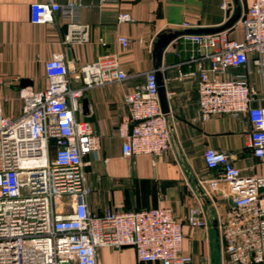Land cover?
I'll return each instance as SVG.
<instances>
[{
  "label": "built area",
  "instance_id": "built-area-1",
  "mask_svg": "<svg viewBox=\"0 0 264 264\" xmlns=\"http://www.w3.org/2000/svg\"><path fill=\"white\" fill-rule=\"evenodd\" d=\"M80 8L73 0L34 2L30 20L44 24L60 16L68 36L85 42L89 25L80 21ZM117 19L134 21L126 12ZM240 24V40L227 31L181 37L189 44L185 62L194 64L191 74L197 76L193 120L244 115L248 145L264 162V0H252ZM118 41L124 49L129 45L125 36ZM44 71L45 88L18 91V117L4 116L0 103V264H102L99 247H133L143 263L190 264L191 256L182 250L181 224L170 208L89 211L83 158L97 150L98 137L82 118L83 88L71 87L61 53L44 62ZM80 72L85 87L126 78L113 55L82 65ZM124 101L129 114L117 128L122 156L167 152L168 122L153 70L146 72L143 85L124 94ZM202 157L205 167L217 172L205 181L209 191L220 188L226 199L217 220L220 264H264V176L243 175L214 148H206ZM187 223L204 227L202 211L191 208Z\"/></svg>",
  "mask_w": 264,
  "mask_h": 264
},
{
  "label": "crops",
  "instance_id": "crops-1",
  "mask_svg": "<svg viewBox=\"0 0 264 264\" xmlns=\"http://www.w3.org/2000/svg\"><path fill=\"white\" fill-rule=\"evenodd\" d=\"M43 1L0 0L2 114L18 117L22 106L18 91L45 88L48 79L44 62L55 53L63 54L71 87L83 88L81 103L83 99L88 103L82 118L90 122L98 137L97 150L83 158L86 186L90 189L89 211L101 214L105 208H170L181 224L183 252L192 255L190 264H200L201 254L209 256V247L201 244H211L213 239L220 244L217 220L226 208L221 189L209 191L205 182L217 172L205 167L203 151L214 148L225 152L243 175L264 176V162L253 156L248 145L245 132L249 123L244 115L193 120L198 93L197 76L191 74L194 64L185 62L189 44L181 37L170 41L159 60L153 43L164 30L206 31L230 19L234 21L223 31L240 40V20L252 0H73L81 5L80 21L89 25L85 42L68 36L66 20L60 16L51 23L33 24L30 6ZM68 1L57 0L60 5ZM120 12L130 14L134 21L119 22ZM121 35L129 40L126 49L118 41ZM105 55L115 57L126 78L85 87L80 67ZM156 67L167 96L170 148L160 156L134 154L125 158L122 139L117 135L118 125L129 114L124 94L143 85L146 72ZM191 208L202 211L204 227L187 223ZM97 257L102 264H153L139 262L133 247H99Z\"/></svg>",
  "mask_w": 264,
  "mask_h": 264
},
{
  "label": "water",
  "instance_id": "water-1",
  "mask_svg": "<svg viewBox=\"0 0 264 264\" xmlns=\"http://www.w3.org/2000/svg\"><path fill=\"white\" fill-rule=\"evenodd\" d=\"M234 20L230 19L226 24L219 26L217 28H212L211 30H164L161 31L157 34L156 40L153 43V51L154 54L157 55L158 59L160 60L161 54L163 49L170 43V41L182 37L184 35H189V34H201V35H206V34H215L223 31L227 26L232 24ZM155 76H156V83H157V90H158V97H159V103H160V108L161 112L167 116L169 112L168 108V102H167V96L165 92V88L162 82V77L160 76L159 69L156 67L154 70ZM22 83H28L26 80H22ZM82 108L84 112L88 111V103L86 99L82 100Z\"/></svg>",
  "mask_w": 264,
  "mask_h": 264
},
{
  "label": "rangeland",
  "instance_id": "rangeland-1",
  "mask_svg": "<svg viewBox=\"0 0 264 264\" xmlns=\"http://www.w3.org/2000/svg\"><path fill=\"white\" fill-rule=\"evenodd\" d=\"M201 245L205 246V248L209 247V256L207 253L201 254L203 263L201 262L200 264H204L205 261L207 262L205 264H220V262L222 260V254H221V247H220L219 242L217 244L213 239L211 244H201ZM189 255L192 258V255L191 254H189ZM205 257H206V259H205ZM192 260H193V258H192ZM155 264H157V263H155Z\"/></svg>",
  "mask_w": 264,
  "mask_h": 264
}]
</instances>
